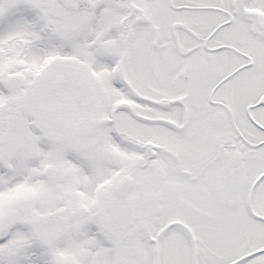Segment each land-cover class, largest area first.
Listing matches in <instances>:
<instances>
[{"label": "snow or ice", "instance_id": "snow-or-ice-1", "mask_svg": "<svg viewBox=\"0 0 264 264\" xmlns=\"http://www.w3.org/2000/svg\"><path fill=\"white\" fill-rule=\"evenodd\" d=\"M0 264H264V0H0Z\"/></svg>", "mask_w": 264, "mask_h": 264}]
</instances>
